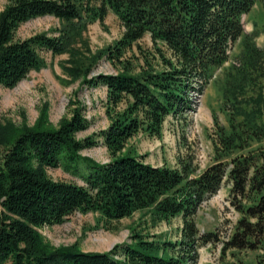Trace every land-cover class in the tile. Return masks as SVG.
I'll return each instance as SVG.
<instances>
[{
    "label": "trees",
    "instance_id": "obj_1",
    "mask_svg": "<svg viewBox=\"0 0 264 264\" xmlns=\"http://www.w3.org/2000/svg\"><path fill=\"white\" fill-rule=\"evenodd\" d=\"M256 1H7L0 10V86L13 87L31 69L43 66L42 50L67 52L68 75L88 86L105 87L109 122L78 136L91 124L81 102L56 126L46 109L32 125L0 121V264H197L199 247L219 237L200 232L195 215L225 182L241 216L222 242V251L259 250L250 264H264V144L242 150L264 137V43H255L254 32L247 34L241 19ZM108 10L119 18L122 33L91 52L83 31L96 20L104 25ZM44 14L59 19L57 30L16 36L22 22ZM145 33L160 66L145 60L147 65L136 70L124 53ZM236 40L237 64L226 65ZM102 56L117 70L90 75ZM219 68L226 73L223 102H233V110L228 127L218 131L214 162L197 173L190 157L177 166L154 164L126 148L139 130L160 136L165 117L191 107L193 93L202 94ZM99 141L109 152L108 160L81 154ZM80 163L86 170L83 184L53 179L47 172L48 167L62 166L75 173ZM75 211L97 213L104 224L137 211L150 226L175 217L181 224L171 240L143 232L136 228L141 223H135L128 240L101 252L84 251L77 243L55 246L37 230L61 224Z\"/></svg>",
    "mask_w": 264,
    "mask_h": 264
},
{
    "label": "rangeland",
    "instance_id": "obj_2",
    "mask_svg": "<svg viewBox=\"0 0 264 264\" xmlns=\"http://www.w3.org/2000/svg\"><path fill=\"white\" fill-rule=\"evenodd\" d=\"M7 1L0 0V10L4 8ZM241 19L244 31L247 34L254 32L255 43L262 46L264 0H257L247 13L242 14ZM59 26L60 21L57 17L44 14L22 22L16 29V36L26 37L39 31L54 32ZM122 30L123 26L117 15L108 10L104 25L98 20L89 23L83 31V38L91 52H95L118 38ZM239 43L240 41L236 40L232 44L228 61L224 64H237ZM82 49L85 50L83 47ZM41 54L45 60L43 66L31 69L13 87L0 86V121L5 123L10 120L16 125H32L41 111L46 109L50 123L56 126L62 117L71 115V108L75 104L81 102L85 105V115L91 124L86 129L78 131L77 135L84 136L105 127L109 122L105 113V87L88 86L83 84L80 78L73 79L68 75L65 71V65L70 64L67 60V52L53 54L49 50H42ZM124 56L132 62L136 70L141 64L147 65L145 60L157 67L160 66L159 55L155 51L149 33H145L128 47ZM116 70V65L106 56H102L96 61L89 74ZM225 78L226 73L223 68L217 69L203 93H193L191 107L182 114L165 117L160 136L139 130L128 138L126 148H131L132 152L154 164L165 163L177 166L180 159L190 157L196 165L197 173L203 170L205 166L216 160L215 146L218 142V131L220 127H228V113L233 110V102H226L227 104L223 102L222 85ZM260 78L264 86V76ZM263 144L264 137L260 141H253L242 150L247 152ZM80 152L97 161H106L110 158L105 145L100 141L96 145L83 148ZM78 169L77 172L72 173L58 166L48 167L47 172L53 179L83 184L82 175L86 171L84 164L80 163ZM229 186L225 182L216 194L200 205L195 215L200 232L211 231L219 237V240L199 247L197 264H241L238 260L240 258L243 262L250 264L260 253L259 250L242 251L237 254H233V250H226L225 253L222 251V242L231 235L241 216L229 200ZM141 214L142 211H137L131 217L104 224L97 213L75 211L63 223L43 225L37 230L55 246L77 243L84 251L98 252L107 251L115 243L128 240L130 226L135 223H141L136 228L150 235H161L171 240L177 237L181 224L180 218L175 217L169 223L162 221L155 226H150L144 222L147 217L141 219Z\"/></svg>",
    "mask_w": 264,
    "mask_h": 264
}]
</instances>
